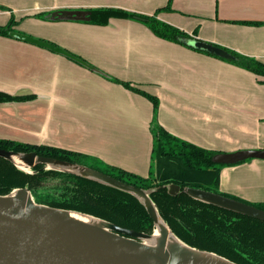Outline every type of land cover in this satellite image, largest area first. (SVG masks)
<instances>
[{"label":"crops","instance_id":"1","mask_svg":"<svg viewBox=\"0 0 264 264\" xmlns=\"http://www.w3.org/2000/svg\"><path fill=\"white\" fill-rule=\"evenodd\" d=\"M103 9L154 17L189 36L191 48L198 42L264 65V0H0V27L12 21V33L92 68L0 36V92L32 98L0 103V139L74 151L141 177L155 126L219 154L264 151V76L160 39L136 20L85 21ZM71 13L80 19L60 17ZM140 92L157 99L156 110ZM218 191L264 203V160L221 169Z\"/></svg>","mask_w":264,"mask_h":264},{"label":"trees","instance_id":"2","mask_svg":"<svg viewBox=\"0 0 264 264\" xmlns=\"http://www.w3.org/2000/svg\"><path fill=\"white\" fill-rule=\"evenodd\" d=\"M112 18L142 22L160 39L219 58L189 47L186 44L189 36L157 21L154 17L103 9L88 11L85 21L90 24L105 25ZM12 23L11 21L6 26L0 27V36H9ZM225 51L230 58L219 59L255 75L264 76L263 64L234 52ZM123 85L134 91L128 84ZM135 91L138 92V90ZM140 93L152 103L156 110L157 99L146 93ZM30 99H32L30 96L17 97L0 92V103L22 102ZM152 129L151 160L154 169L147 177H140L115 167H107L105 170L89 168L147 191L161 219L173 235L187 246L212 252L235 264H264V221L203 203L185 192L188 188L203 190L264 211V203H248L218 191L221 169L234 165L216 164L213 158L219 152L180 140L159 126ZM0 149L15 153L33 152L37 156L86 166L83 160L87 156L53 146L0 139ZM48 181L58 183L50 187L52 188L50 191H60L61 196L68 200L58 202L39 197L40 190L47 188ZM172 187H177L178 191L172 193ZM22 188L27 189L34 202L40 205L80 212L138 233L151 234L153 231V221L147 211L135 197L128 193L73 174L45 170L42 165L35 166L32 173L28 174L0 158V196ZM51 195L54 194L51 193Z\"/></svg>","mask_w":264,"mask_h":264},{"label":"water","instance_id":"3","mask_svg":"<svg viewBox=\"0 0 264 264\" xmlns=\"http://www.w3.org/2000/svg\"><path fill=\"white\" fill-rule=\"evenodd\" d=\"M79 14H63L66 16L60 17L80 19ZM9 36L92 69L75 56L47 42L19 33L10 32ZM193 46L222 58H230L217 48L198 42ZM12 156L23 162V169L13 163ZM0 158L28 174L35 166L42 165L45 170L73 174L128 193L140 202L153 221L151 234L138 233L87 214L37 204L27 189H15L8 195L0 196V264H235L212 252L197 250L181 242L161 219L148 192L143 189L87 166L37 156L33 152L15 153L0 149ZM248 159L264 160V151L217 154L213 162L235 165ZM172 190L175 193L178 188L172 187ZM185 192L203 203L264 221V211L237 200L192 188ZM71 213L96 224L76 220ZM156 229L159 236L155 238Z\"/></svg>","mask_w":264,"mask_h":264},{"label":"rangeland","instance_id":"4","mask_svg":"<svg viewBox=\"0 0 264 264\" xmlns=\"http://www.w3.org/2000/svg\"><path fill=\"white\" fill-rule=\"evenodd\" d=\"M15 33V32H14ZM24 35V34H23ZM27 36V35H26ZM30 37V36H29ZM32 38V37H31ZM35 39V38H34ZM154 108V107H153ZM18 142V141H17ZM21 143V142H20ZM83 163L88 166V167H95L97 169H101V170H105L107 167L104 166V164H101V163H98V162H95L93 160H90L88 157H85V159L83 160ZM153 163H152V160L150 161V166L148 168V172H146V176L149 174V172L153 171ZM134 174V173H133ZM137 175V174H135ZM139 176V175H137ZM141 177V176H140ZM58 185V183L56 181H48L47 182V188H45L44 190H40L39 192V197H41L42 199H52L54 201H58V202H65L68 200V198H64L61 196V192L60 191H50L52 190V188L50 187H53V186H56ZM54 194V195H51ZM48 197H51V198H48Z\"/></svg>","mask_w":264,"mask_h":264},{"label":"bare ground","instance_id":"5","mask_svg":"<svg viewBox=\"0 0 264 264\" xmlns=\"http://www.w3.org/2000/svg\"><path fill=\"white\" fill-rule=\"evenodd\" d=\"M11 160L13 161V163L17 167H19L21 169L24 168L23 162H21L17 157L12 156ZM70 215H71V217H73L76 220H79V221H82V222H85V223H89V224H96V222H94V221H92V220H90V219H88L86 217H83V216H80V215H77V214H72V213ZM158 236H159V231H158V229H156L155 233H154V237L156 238Z\"/></svg>","mask_w":264,"mask_h":264}]
</instances>
